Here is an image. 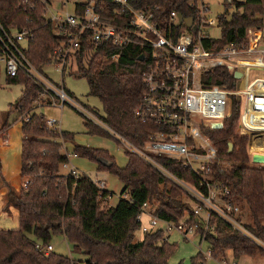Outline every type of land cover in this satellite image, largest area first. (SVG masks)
Segmentation results:
<instances>
[{
    "label": "trees",
    "instance_id": "1",
    "mask_svg": "<svg viewBox=\"0 0 264 264\" xmlns=\"http://www.w3.org/2000/svg\"><path fill=\"white\" fill-rule=\"evenodd\" d=\"M197 1L130 0V3L137 9L159 6L164 15L176 10L188 17L196 14L191 3ZM20 2L0 0V20L4 26L32 31L26 55L42 70L54 60V51L66 38L56 24L45 19L41 5L25 10ZM104 3L106 18L114 23L112 13L116 6L109 0ZM234 4V0H226V13L218 18L222 36L206 41L214 50L231 44L246 47L250 41L249 31L264 29V0H245L235 7ZM82 39L80 49L72 55L78 67L74 74L86 78L89 94L101 100L102 115L90 110L107 127L86 118L89 134L113 137L119 144L121 138L139 149H147L150 136L160 132L161 127L142 122L135 115L145 90L146 63L139 60L143 50L130 46L121 57L112 60L111 55L119 51L117 47L105 45L95 50L88 32ZM198 79L196 86H219L229 91L237 90L240 82L235 73L219 62L212 63L211 69ZM7 82L23 85V91L4 117L0 132L10 127V115L15 113V120L22 122L21 174L24 182L19 191L8 186L5 209L13 206L19 210L20 227L0 230V264H82L83 260L47 251L55 235L64 236L75 251L85 254L87 264H170L176 245L169 242L162 230L144 233L143 238L136 241L135 234L142 227L138 216L148 203L154 206V214L161 219L193 221L195 200L189 193L129 150H126L127 164L120 167L107 150L74 144L73 154L97 163L98 171H108L123 182L120 199L111 206L112 193L99 189L88 174L82 172L75 178L62 173V165L68 161L65 145L74 142L75 134L49 129L44 115L31 114L34 102L43 93L42 88L24 74L7 76ZM230 98V114L223 126L201 125L200 132L207 142L195 150L216 155L217 160L212 165L214 179L231 188L232 198L241 204L243 213L248 209L250 221L245 224L246 229L264 243V164L252 163L253 157L259 154L249 149L250 136L264 137V121L246 119L240 96L231 95ZM238 129L248 135L239 134ZM230 143L233 144L231 151ZM152 156L173 177L200 187V178L181 159L157 153ZM102 159H107L109 164L102 163ZM210 221L215 228L206 235V241L212 257L222 260L228 250L236 256L264 255L263 246L217 215L212 214ZM38 244L43 249L37 248ZM204 257L199 253L192 264L203 262Z\"/></svg>",
    "mask_w": 264,
    "mask_h": 264
},
{
    "label": "built area",
    "instance_id": "2",
    "mask_svg": "<svg viewBox=\"0 0 264 264\" xmlns=\"http://www.w3.org/2000/svg\"><path fill=\"white\" fill-rule=\"evenodd\" d=\"M109 1L116 6L112 13L114 23L106 18L104 0L82 3H72L70 0H21L20 6L29 10L41 5L45 19L60 28L66 41L54 51L53 61L62 74L72 55L80 49L85 32L90 34V42L95 50L105 45L119 49L111 55L112 60L121 57L130 46L143 50L142 56L146 63L143 73L145 90L135 109V115L142 122L157 124L161 130L150 136L147 149H139L121 138L119 140L127 150L142 157L189 193L195 200V219L167 221L151 212L150 225L142 226V231L147 233L162 230L166 233L177 230L184 235H199L201 241H206V235L214 231L215 225L210 218L215 214L264 246L261 240L246 229L242 206L232 198L231 188L214 179L212 165L217 160L216 155L195 150L207 142V138L200 132L201 125L222 127L230 114V96L240 95L237 90L229 91L219 86H196L199 76L211 69L214 62L225 64L233 73L241 71L245 76L242 61L251 56L264 61L263 31L250 30V43L246 47L231 44L221 50H214L206 44L207 40L215 37L209 32L214 23L207 17L210 9L203 0L192 2L191 7L197 10L196 14L183 16L182 21L176 10L164 15L159 6L149 5L137 9L130 0ZM32 36L31 30L7 27L0 20V67L5 69L9 77L26 75L42 88V94L53 97L54 104L58 103L61 107L65 104L76 105L73 96L64 86L55 85L27 58L28 41ZM90 120L95 123L93 118ZM46 126L61 131L56 119H47ZM196 137L202 141L199 145L196 144ZM155 153L181 159L200 178V187L173 177L154 160L152 154ZM66 154L68 161L63 163L62 169L68 170L67 175L79 178L82 172L70 162L77 155L67 147ZM92 180L99 189H107L106 181L99 178ZM148 205L150 204L146 203L142 207L139 220ZM160 223L165 225L164 229ZM37 248L43 249V246L38 244ZM46 249L52 251V244ZM211 255L210 247L209 256Z\"/></svg>",
    "mask_w": 264,
    "mask_h": 264
},
{
    "label": "rangeland",
    "instance_id": "3",
    "mask_svg": "<svg viewBox=\"0 0 264 264\" xmlns=\"http://www.w3.org/2000/svg\"><path fill=\"white\" fill-rule=\"evenodd\" d=\"M72 3H82L88 0H70ZM209 6V12L207 14L208 19L213 21L214 27H212L209 32L212 37L220 38L222 36L221 28L218 26L219 16L226 13V0H203ZM235 4L242 2V0H234ZM250 43V42H249ZM249 45V44H248ZM242 67L245 69V76L240 80L237 91L240 94L242 102L244 101V93L242 92V83L245 88L250 91H255L256 88L260 86V83H264V61H260L255 56H251L244 61H242ZM77 63L72 56L70 58V63L67 66L64 74L57 70V64L52 61L42 67L43 74L49 78L55 85L64 86L66 90L73 96L76 105L65 104L61 107L58 103L54 104V99L50 95L40 94L38 100L34 102L31 109V114L44 115L47 119H56L59 121L61 131L71 132L75 134V140L70 145L79 144L82 146L99 148L107 150L110 155H112L118 166L124 167L128 162V157L126 155V146L122 143H118L113 137H101L97 135L89 134L88 127L85 125L86 118L90 120L94 119L95 123L98 125H103L101 120L97 115L90 109H94L99 112L100 115L103 114V108L101 100L89 94L90 88L86 78L78 77L74 73L77 71ZM256 70V73L252 78L248 75L250 70ZM23 91V85L21 84H9L7 82V75L5 69L1 67L0 71V124L4 121L7 112L10 110L11 106L15 104L16 100L21 96ZM259 98V95L254 97L255 100ZM259 100V99H258ZM264 111L261 112V115ZM17 115L15 113L10 115V122L16 124L15 120ZM262 121V120H261ZM205 125V124H202ZM4 132V131H2ZM1 132V133H2ZM202 141L196 137V144L199 145ZM264 144V138L259 141ZM68 142H66L67 144ZM69 150H71V147ZM85 168L83 170L91 178L103 179L107 182V190L112 193L109 203L111 206H115L121 196L124 189L123 182L108 171H98V164L92 162L85 158H80L79 160ZM102 163L109 164L107 159H102ZM254 163V162H252ZM62 173L68 174L67 169H62ZM192 204V206H194ZM154 206L148 205L141 217L142 226H149ZM250 221V214L248 209L245 210L243 216V222L246 224ZM162 229L165 225L160 223ZM136 241L143 238L144 232L142 228L139 229L136 234ZM166 238H169V242L176 245V249L169 259L170 264H180L181 262L185 264H192L193 258L202 253L207 258H203V262L199 264H264V255L259 256H249L246 254L235 255L232 250L226 251V257L224 259H216L209 256L210 245L207 241H201L199 235H184L183 233L173 230L165 233ZM51 244L54 249L52 251L69 256L70 258H76L78 260H83L82 264H87L85 260L87 256L83 253H79L73 249V245L62 235H55L52 238ZM260 245V244H259ZM262 245V244H261ZM264 247V246H263Z\"/></svg>",
    "mask_w": 264,
    "mask_h": 264
},
{
    "label": "crops",
    "instance_id": "4",
    "mask_svg": "<svg viewBox=\"0 0 264 264\" xmlns=\"http://www.w3.org/2000/svg\"><path fill=\"white\" fill-rule=\"evenodd\" d=\"M264 34V29L262 30ZM257 69L250 70L248 75L252 78L256 73ZM244 77V74H243ZM242 77V78H243ZM246 77V76H245ZM241 80V79H239ZM242 92L244 93V113L245 118L248 120L264 121V116L261 112L264 111V83H260V86L255 91L247 90L242 83ZM259 95V100H255L254 97ZM243 106V104H242ZM241 108V119H242ZM1 120V119H0ZM2 123V122H1ZM241 123V121H240ZM2 124H0L1 127ZM239 134L242 133L238 129ZM248 135V134H247ZM250 136V135H249ZM264 137H253L249 140V149L256 152L257 154L264 156V144L259 141ZM67 143L66 147L70 152L73 151L74 146ZM23 146V133H22V122L10 125L4 132H0V230H16L20 227V213L15 207H10L9 210L5 209L6 206V195L8 192V186L14 190L19 191L23 185L22 178V147ZM80 158L74 156L71 158V164L78 168L81 172H85L83 168L85 166L81 163ZM253 161V160H252ZM103 180V179H102ZM105 181V180H104ZM151 205V204H150ZM154 212V208L153 211ZM142 222V220H141ZM169 239V238H168ZM53 246V245H52ZM54 249V247H53Z\"/></svg>",
    "mask_w": 264,
    "mask_h": 264
},
{
    "label": "water",
    "instance_id": "5",
    "mask_svg": "<svg viewBox=\"0 0 264 264\" xmlns=\"http://www.w3.org/2000/svg\"><path fill=\"white\" fill-rule=\"evenodd\" d=\"M228 2H232V0H227ZM231 12H233V9L231 10ZM179 19H180V21H182L183 20V16L179 13ZM144 56H141L140 58H139V60L140 61H144ZM235 77L239 80V79H242V77H243V73L241 72V71H236L235 72ZM229 151H231L232 149H233V144L232 143H230L229 144ZM253 162L254 163H258V164H264V156H259V155H256L255 157H253Z\"/></svg>",
    "mask_w": 264,
    "mask_h": 264
}]
</instances>
